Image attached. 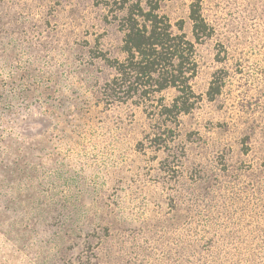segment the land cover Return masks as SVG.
<instances>
[{"label":"rangeland","instance_id":"obj_1","mask_svg":"<svg viewBox=\"0 0 264 264\" xmlns=\"http://www.w3.org/2000/svg\"><path fill=\"white\" fill-rule=\"evenodd\" d=\"M190 2L161 3L188 38ZM201 9L213 27L195 45L202 97L179 117L185 155L170 176L142 108L101 96L112 71L91 54L120 56L122 37L105 1L0 0V264H185L187 234L231 235L223 216L186 207L202 194L187 175L229 186L264 160V0ZM214 74L223 86L208 101Z\"/></svg>","mask_w":264,"mask_h":264},{"label":"trees","instance_id":"obj_2","mask_svg":"<svg viewBox=\"0 0 264 264\" xmlns=\"http://www.w3.org/2000/svg\"><path fill=\"white\" fill-rule=\"evenodd\" d=\"M104 1L122 37L120 56L99 50L91 54L112 71L101 86V96L106 103L131 102L140 106L150 121L145 136L148 144L167 152L164 172L171 173L170 176L180 173L176 170L180 164H175V160L179 161L177 151L183 157L185 150L177 142L179 117L195 109L202 97L191 85L198 69L195 45L213 33L202 14L203 0H191L189 4L192 38L184 32L183 20L172 23L162 12L161 3L167 0ZM222 81L223 78L213 75L206 91L208 101L220 93ZM167 90L174 91L169 101L163 95ZM247 168L252 174L250 179L229 186L218 181L217 174L204 178L193 169L187 175V188L200 183L202 194L196 198L198 203L187 201L186 207L203 206L201 210L207 216H223L231 235H224L222 229L203 232L200 239L187 234L183 245L185 264H264V160L254 170L250 165ZM226 193H230L228 198ZM206 207L217 209L211 211ZM201 210L196 213L201 215ZM187 215L191 222L190 212ZM204 224L214 227L212 221ZM230 237V243L226 242Z\"/></svg>","mask_w":264,"mask_h":264}]
</instances>
